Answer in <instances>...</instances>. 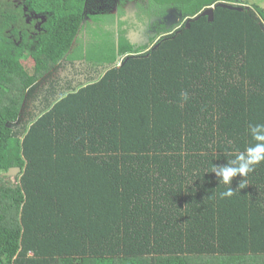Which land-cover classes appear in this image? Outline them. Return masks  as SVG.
<instances>
[{
	"label": "trees",
	"instance_id": "trees-1",
	"mask_svg": "<svg viewBox=\"0 0 264 264\" xmlns=\"http://www.w3.org/2000/svg\"><path fill=\"white\" fill-rule=\"evenodd\" d=\"M113 1L0 0V264H264V163L211 173L264 124V10Z\"/></svg>",
	"mask_w": 264,
	"mask_h": 264
},
{
	"label": "clouds",
	"instance_id": "clouds-1",
	"mask_svg": "<svg viewBox=\"0 0 264 264\" xmlns=\"http://www.w3.org/2000/svg\"><path fill=\"white\" fill-rule=\"evenodd\" d=\"M184 100L188 99L187 93H182ZM250 134L255 141L243 152H239L233 159H227L226 164L214 165L212 172L215 173L219 184L229 185L226 191L220 193L221 198H230L236 190L231 187L233 178L244 177L239 183L238 189L247 187L246 177L253 172L256 166L264 163V124H256L250 127Z\"/></svg>",
	"mask_w": 264,
	"mask_h": 264
},
{
	"label": "rangeland",
	"instance_id": "rangeland-1",
	"mask_svg": "<svg viewBox=\"0 0 264 264\" xmlns=\"http://www.w3.org/2000/svg\"><path fill=\"white\" fill-rule=\"evenodd\" d=\"M14 1H15V3L22 4L25 0H14ZM108 1H106V2H108ZM135 1L136 0H126L125 1V7L127 8L128 11H131L132 12L133 10L136 9L137 4L135 3ZM106 2H105V0H97V3L95 4V7L97 9H100L101 10V9L104 8ZM113 2H115V3L112 6H110V7H113L114 6L111 11H113V13L117 17V19L115 20V22L118 20V18H119V20H122L124 22L129 21L132 17H130L128 11H127L126 15L124 14V15H120V17H118V14H119V12H118V5L120 4V0H114ZM109 5H111V4H108V5L105 6L106 9H108V10H110L109 9ZM250 6H252V7L258 6V7H261L264 10V0H252L251 3H250ZM171 13L172 14L175 13V16H174L173 19H172L173 16L171 15ZM171 13H168L167 14V12H166L167 15L165 14L166 16L164 17L166 19L163 22V24H161V25H164V26H166L169 29L172 28V30H174L175 27L178 28V26H181L184 20L182 18V15L179 12H177L176 9H172ZM30 18L31 17H29V20L28 21H31ZM159 19H161V18L154 17L152 19V21H150V22H148L147 20H145L143 23L138 22L137 24L127 23V25L132 28L131 31L128 34V37L131 38L133 41L138 42L140 44H146V43H148L149 40H150V38L153 35H155L156 34V31L160 28L159 26H157V25H159L158 24V22H159L158 20ZM103 22H105V23H112V19H108L107 18L106 21H103ZM147 23H149V24H147ZM263 23H264V21H263ZM153 24H157V25H155L157 28H154L153 29L152 28V25ZM37 28H39V25L37 27H35V29H37ZM54 76H56V75H54ZM83 79L84 78L82 77V80ZM16 175H12V177L15 178Z\"/></svg>",
	"mask_w": 264,
	"mask_h": 264
},
{
	"label": "water",
	"instance_id": "water-1",
	"mask_svg": "<svg viewBox=\"0 0 264 264\" xmlns=\"http://www.w3.org/2000/svg\"><path fill=\"white\" fill-rule=\"evenodd\" d=\"M220 7H224V8H228V9H232V10H242L241 8L239 7H234V6H231L225 2H219L218 4ZM214 9L215 7H210L208 8L207 10H205L204 12L201 13V17H205L207 16L209 18L210 21H213V13H214ZM190 21L187 22V27L189 28L190 27ZM261 28L262 30L264 31V24H261ZM178 29V28H176ZM166 36V35H164ZM160 43H158L155 48H157L159 46ZM20 171L19 168H12L7 174L8 175H16L18 172ZM0 172L2 173V170H0Z\"/></svg>",
	"mask_w": 264,
	"mask_h": 264
},
{
	"label": "flooded vegetation",
	"instance_id": "flooded-vegetation-1",
	"mask_svg": "<svg viewBox=\"0 0 264 264\" xmlns=\"http://www.w3.org/2000/svg\"><path fill=\"white\" fill-rule=\"evenodd\" d=\"M172 9H173V8L168 9V10H167V14H168V13H171ZM134 11H136V9H135ZM167 14H166V15H167ZM166 15H164L161 19L158 20V21H159V22H158L159 25L163 24V22H164L165 19H166V18H164ZM171 15L173 16V17H172V19H173L174 16H175V13H173V14L171 13ZM151 21H152V20H151ZM141 23H143V22H141ZM147 24H149V23H147ZM150 25H151V24H150ZM179 27H180V26H178V28H179ZM152 28L154 29V28H157V27L155 26V24H153V25H152ZM175 28H176V27H175ZM157 31H158V30H157ZM157 31H156V33H157ZM153 36H154V35H153Z\"/></svg>",
	"mask_w": 264,
	"mask_h": 264
},
{
	"label": "crops",
	"instance_id": "crops-1",
	"mask_svg": "<svg viewBox=\"0 0 264 264\" xmlns=\"http://www.w3.org/2000/svg\"><path fill=\"white\" fill-rule=\"evenodd\" d=\"M78 62H79V61H77V63H78ZM77 63H76V64H77ZM79 64H80V62H79Z\"/></svg>",
	"mask_w": 264,
	"mask_h": 264
}]
</instances>
